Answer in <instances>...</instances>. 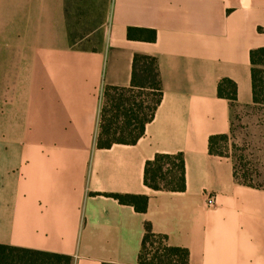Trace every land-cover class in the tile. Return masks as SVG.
I'll return each instance as SVG.
<instances>
[{"label":"crops","instance_id":"crops-1","mask_svg":"<svg viewBox=\"0 0 264 264\" xmlns=\"http://www.w3.org/2000/svg\"><path fill=\"white\" fill-rule=\"evenodd\" d=\"M70 6L0 0V244L138 264L150 223L189 264H264V188L238 183L231 157L209 152L233 122L223 82L253 105L264 0H112L86 34L103 33L96 50L71 45ZM128 27L157 40H129ZM136 54L157 59L161 102L135 144L98 148L105 88L131 87ZM159 154H182L185 190L145 184ZM114 195L147 196V211Z\"/></svg>","mask_w":264,"mask_h":264},{"label":"trees","instance_id":"trees-1","mask_svg":"<svg viewBox=\"0 0 264 264\" xmlns=\"http://www.w3.org/2000/svg\"><path fill=\"white\" fill-rule=\"evenodd\" d=\"M72 35V34H71ZM127 38L132 41L156 42L157 31L149 28H127ZM74 48L87 50L78 46V42L71 36ZM91 50H96L92 48ZM251 75L253 87V108L264 106V47L257 48L250 53ZM228 85L226 95L231 101L232 110L240 107L236 103V85L226 80ZM219 94L224 95L222 85ZM148 91L152 98L146 112L143 105L134 103L135 93ZM162 83L157 59L148 55L136 54L133 60L132 85L129 88L107 86L103 95V106L100 114V130L97 136L98 148H110L114 144H135L145 133V127L154 115L162 99ZM233 122L229 134L212 136L209 139V152L220 157H231L234 168V178L238 183L264 188L257 184L258 176L248 169L242 162V156L236 152L223 151L222 144L233 132ZM130 133L131 139L116 138L117 134ZM145 184L154 190L183 191L185 190V165L182 154H159L146 165ZM122 204L132 205L139 212H146L149 198L142 195H114ZM165 237L156 234L150 223L145 224V235L142 241L138 264H157L155 260L147 262V256L153 252V257L159 264H189V252L179 247H170ZM165 259V260H164ZM73 258L68 255L26 250L0 244V264H72Z\"/></svg>","mask_w":264,"mask_h":264},{"label":"rangeland","instance_id":"rangeland-1","mask_svg":"<svg viewBox=\"0 0 264 264\" xmlns=\"http://www.w3.org/2000/svg\"><path fill=\"white\" fill-rule=\"evenodd\" d=\"M112 0H71L69 30L72 38L83 48H101L104 35L98 31L86 37L92 30L91 27L99 25L105 16L108 15ZM134 108L143 105L146 112L147 106L151 103L148 91L136 92ZM233 132L226 142L222 144L223 151L227 153L236 152L242 156L243 164L253 170L258 176L257 184L264 186V106L253 108L237 107L233 110ZM116 138L131 139L130 133L117 134ZM147 256V262L155 260L152 255ZM165 260V259H164Z\"/></svg>","mask_w":264,"mask_h":264},{"label":"built area","instance_id":"built-area-1","mask_svg":"<svg viewBox=\"0 0 264 264\" xmlns=\"http://www.w3.org/2000/svg\"><path fill=\"white\" fill-rule=\"evenodd\" d=\"M213 201V199L212 198H210V202H212Z\"/></svg>","mask_w":264,"mask_h":264}]
</instances>
